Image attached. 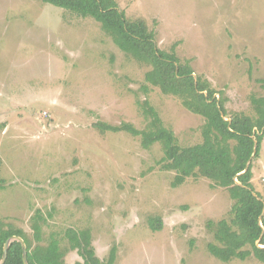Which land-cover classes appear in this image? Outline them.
I'll use <instances>...</instances> for the list:
<instances>
[{"label":"rangeland","instance_id":"1","mask_svg":"<svg viewBox=\"0 0 264 264\" xmlns=\"http://www.w3.org/2000/svg\"><path fill=\"white\" fill-rule=\"evenodd\" d=\"M144 19L162 50L175 47L218 92L229 112L253 114L264 95V0H116ZM151 67L118 45L92 17L40 0H0V219L34 240L32 217H48L67 243L68 228H89L97 255L116 245L115 264H264L254 256L224 262L208 221L231 220L234 200L206 177L172 186L164 151L97 123H149L148 98L181 146L203 141L205 118L175 95L141 86ZM252 183L264 201V138ZM161 219V228L151 227ZM264 219V215H263ZM264 226V224H263ZM81 260L70 251L66 264Z\"/></svg>","mask_w":264,"mask_h":264},{"label":"trees","instance_id":"2","mask_svg":"<svg viewBox=\"0 0 264 264\" xmlns=\"http://www.w3.org/2000/svg\"><path fill=\"white\" fill-rule=\"evenodd\" d=\"M40 1L96 19L121 50L151 67L141 86L145 93L150 91V85L159 87L165 94L178 96L188 109L205 118L203 141L190 146L179 144L175 132L164 125L148 98L140 103L145 116L150 119L146 128L138 129L128 122L120 125L100 122L97 126L103 131H126L140 136L145 148L161 143L165 154L162 168L177 172L172 181L174 187L182 185L190 177H206L213 181L214 186L227 189L234 200L233 217L231 220L208 221L216 239V242L208 244V250L224 262L254 256L264 263V248L260 247L264 245L260 224L264 201L252 183L253 163L247 172L239 174L251 159L256 142L255 157L259 156L264 138V95L253 94L250 97L253 114L229 112L224 92L221 91L222 96L218 98V91L209 80L201 75L196 78L190 63L181 61L175 47L170 51L162 50L157 44L155 31L149 28L146 20L129 19L116 0ZM259 80L264 87V78ZM47 220L40 209L32 217L34 243L23 228L0 219V261L6 241L16 235L27 244L30 264H66L70 251H77L81 258L74 264H115L117 246L110 249L107 258H100L89 228L66 229L65 244L55 234L43 243V226ZM262 222L264 224V219ZM150 225L155 230L161 228V219H152ZM4 264H24L20 241L12 242Z\"/></svg>","mask_w":264,"mask_h":264},{"label":"water","instance_id":"3","mask_svg":"<svg viewBox=\"0 0 264 264\" xmlns=\"http://www.w3.org/2000/svg\"><path fill=\"white\" fill-rule=\"evenodd\" d=\"M205 93H206V95H207V92H205ZM257 145H258V144H257V142H256V143H255V147H254V152H253V155H252L251 159L248 161L246 168H245L242 172H240L239 174H243V173H245V172L248 171L249 166H250V164H251L253 158H254L255 155H256ZM236 179H237V178H236ZM254 195L258 196L257 193H255V192H254ZM258 198L261 199L259 196H258ZM263 215H264V210H263V212H262V214H261V216H260V224H261V226H262V228H263V232H262L261 238H262V236H263V234H264V226H263V222H262ZM15 240L20 241L21 244H22V248H23V262H24V264H30V263H29V260H28V249H27V244H26L25 240H24L22 237H20V236H16V235H15V236H11V237L6 241V243H5V245H4V254H3V258H2V260L0 261V264H4V263H5V261H6L7 257H8V251H9V248H10L12 242L15 241ZM258 242H260V240H259ZM260 247L264 248V245H260Z\"/></svg>","mask_w":264,"mask_h":264}]
</instances>
